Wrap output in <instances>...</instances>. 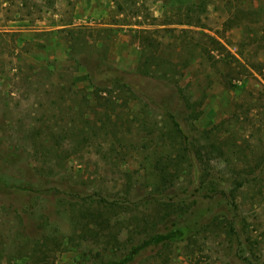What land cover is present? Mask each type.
Returning a JSON list of instances; mask_svg holds the SVG:
<instances>
[{
	"label": "rangeland",
	"instance_id": "rangeland-1",
	"mask_svg": "<svg viewBox=\"0 0 264 264\" xmlns=\"http://www.w3.org/2000/svg\"><path fill=\"white\" fill-rule=\"evenodd\" d=\"M199 2L0 0V264H264V0Z\"/></svg>",
	"mask_w": 264,
	"mask_h": 264
},
{
	"label": "trees",
	"instance_id": "trees-1",
	"mask_svg": "<svg viewBox=\"0 0 264 264\" xmlns=\"http://www.w3.org/2000/svg\"><path fill=\"white\" fill-rule=\"evenodd\" d=\"M175 10L179 11L180 13H182L181 16H179V14H177L178 15L177 19L170 20L167 23H169V24H171V23L172 24H178V25H184V24L185 25H193V23H194V21H192L193 17L194 16L195 17L199 16L202 13V11H203L202 5H201V0H200V2L198 4L197 3H191V4H188V5H185L182 8L177 7ZM161 24H164V23H161ZM215 43L219 44L217 41ZM220 47H222V46H220ZM203 49L204 48H202V50ZM96 93H97V91H96ZM179 131L183 135L182 130L179 129ZM184 139H186V138L184 137ZM183 234H184L183 230H181L180 228H174V229H172V230H170V231H168V232H166L164 234L154 235L152 238H150L148 240H144L141 243L132 246L130 251H129V253L124 258H122L121 260L112 261L109 264H126L127 262L131 261L133 259V257L141 249H143L147 245H149L151 243H159V242H162V241H164V242L171 241V240L177 239L178 237H181Z\"/></svg>",
	"mask_w": 264,
	"mask_h": 264
}]
</instances>
